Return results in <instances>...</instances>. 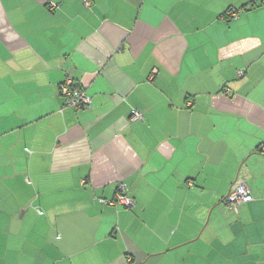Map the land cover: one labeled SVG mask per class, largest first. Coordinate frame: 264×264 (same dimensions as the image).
I'll list each match as a JSON object with an SVG mask.
<instances>
[{"label":"crops","instance_id":"obj_1","mask_svg":"<svg viewBox=\"0 0 264 264\" xmlns=\"http://www.w3.org/2000/svg\"><path fill=\"white\" fill-rule=\"evenodd\" d=\"M89 1L0 0V264H264V0Z\"/></svg>","mask_w":264,"mask_h":264},{"label":"built area","instance_id":"obj_2","mask_svg":"<svg viewBox=\"0 0 264 264\" xmlns=\"http://www.w3.org/2000/svg\"><path fill=\"white\" fill-rule=\"evenodd\" d=\"M84 6L89 7L90 1L89 0H83ZM58 5L49 2V10L54 11L55 9H58ZM239 10L231 9L227 12V19L234 20L237 18ZM239 75H243V72H239ZM58 92L60 96L64 99V106L67 108H74L76 110H82L87 109L90 106L91 99L86 94L84 88L80 85H78L72 78L67 77L64 79V81L59 85ZM132 116L130 117V121H138L141 120V115L136 112L132 111ZM261 152H264V145L260 148ZM124 189L120 188V191L118 192L116 199L114 202L121 203L122 205L126 207H131L132 203L129 198L124 196ZM252 201V195L251 192L246 185L243 178L238 177L237 180L234 182L232 187L229 190V193L227 197L224 200V203L228 208L231 210L237 212L238 208L247 202ZM113 202H109L111 204Z\"/></svg>","mask_w":264,"mask_h":264},{"label":"rangeland","instance_id":"obj_3","mask_svg":"<svg viewBox=\"0 0 264 264\" xmlns=\"http://www.w3.org/2000/svg\"><path fill=\"white\" fill-rule=\"evenodd\" d=\"M211 210V209H210ZM210 210H209V213H210ZM213 216H212V218H214V216H215V214H212ZM208 218H209V216H207V218H206V222L208 221Z\"/></svg>","mask_w":264,"mask_h":264},{"label":"trees","instance_id":"obj_4","mask_svg":"<svg viewBox=\"0 0 264 264\" xmlns=\"http://www.w3.org/2000/svg\"><path fill=\"white\" fill-rule=\"evenodd\" d=\"M230 10H231V9H230ZM230 10H229V11H230ZM226 15H227V14H226ZM78 85H79V84H78ZM59 95H60V94H59ZM114 201H115V200H114Z\"/></svg>","mask_w":264,"mask_h":264}]
</instances>
